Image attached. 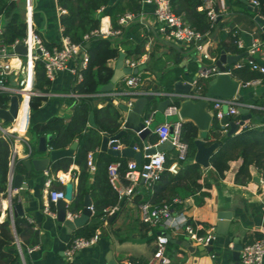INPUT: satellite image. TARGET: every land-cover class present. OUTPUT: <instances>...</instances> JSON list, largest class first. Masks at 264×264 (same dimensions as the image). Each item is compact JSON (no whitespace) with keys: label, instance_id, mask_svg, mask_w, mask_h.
Segmentation results:
<instances>
[{"label":"crops","instance_id":"1","mask_svg":"<svg viewBox=\"0 0 264 264\" xmlns=\"http://www.w3.org/2000/svg\"><path fill=\"white\" fill-rule=\"evenodd\" d=\"M114 1L115 0H110V3H113ZM138 1L141 8L138 13H134L137 15V17L129 21L127 24L121 26H119L118 23L117 24L121 28L120 34H122V32L124 31V39L129 40L131 43L138 42L139 38L146 39L144 43L145 51L137 58L133 57V55L127 57L125 50L121 46H119V51H124L126 58L141 60L139 66L145 64V68H142L136 73L141 77L140 74L146 69V60L148 58L149 52L153 49V47L155 48L157 55H161L162 53L166 54L168 50L167 47L158 45L154 40V37L156 36L163 42L166 41L156 33L157 23L153 14V5L144 3L143 0ZM47 2L53 5L56 33H52L51 37L47 40L44 37L41 38L43 39L44 43L48 42L52 45L58 42L60 35H62L63 33L60 24V18L58 17L57 13L58 5L56 0H47ZM26 4L29 7L33 6V18L35 9L40 6L39 0H25L23 5V12L21 13L24 16L23 18H25ZM215 5L222 7L224 10L219 13L217 18L218 20H216V26L213 32L211 34H208L206 32L204 33L203 51L208 53V58L201 57L202 60L198 62L197 59L200 58V56L196 54L192 45L171 42L177 45L179 47V49L177 50L181 52V62L179 63V67L182 68V73L179 74L177 79L181 78L182 80H184V72H188L190 75H193L195 73L196 69L193 73H191L190 71L191 67H189V64L192 62L196 64L197 68L199 64L205 65L215 62L219 55L215 56L214 54L221 41H224V43H226V45L228 46V49L222 50L226 53L227 56L235 58L234 62L238 60L244 61V59L248 57L264 65L263 54L255 53L252 56L246 57L245 47L243 49H240L234 43L235 38H238L242 40L245 46H247L250 43L253 33L264 37V31L260 29L259 24L255 20V13L257 10L253 11L248 9L246 4L244 7L237 4H233L230 6L228 0H215ZM104 10L105 8L101 7L97 10V13ZM198 10L200 9L198 8ZM102 16H108L111 22V18L108 14H103ZM28 19L29 21L31 20V14H28ZM136 20H139L142 25L135 27L133 25V22H135ZM149 31L152 34H150ZM261 33H263V36ZM119 41L120 40H118V42ZM164 44L166 46H169L165 42ZM233 45L239 51H232V49L230 48H233ZM116 58L108 61L109 64L113 65V67L115 66ZM234 62L228 64L227 66H231ZM165 63L166 65L172 64L171 61H166ZM262 75L263 77L261 78V83L259 85H240L238 86V89L234 95L244 102H254L256 104L264 105V74ZM72 77L73 76L70 71L65 69L60 71L56 75L54 80L50 81V86L45 90L48 95L43 96L44 100L38 108L40 109V111L38 112V120H36V122H44L53 115H61L65 118V120H68V117L72 112V108L79 98L71 95V92H74L72 90V87L75 85L73 84ZM124 77L125 75L118 79L113 84L112 89L119 90V87H122V90L128 89L124 84ZM155 77L156 75H152L151 77H147L144 79L141 78L142 80L140 84L136 87L137 91H156L162 93L159 95L149 94L153 96L150 101L153 100L154 105H152L151 103L149 105L148 101L141 114L142 120H144L146 117H149L150 115L152 116V120L149 125L151 131L146 136V140L150 145H152L153 143H150L149 136L150 134L155 133L154 129L157 125L165 121L175 122L177 120H180L177 113L170 116H165L163 114V116L157 120V103L160 100L169 97L168 93H172V91H164L163 88L156 82ZM234 78L236 80H239L236 77ZM204 80L207 81V89V83L210 79H202L198 83L199 88L196 89V93H198L199 91L200 94H205L206 90L203 92ZM154 86H156V89H153ZM121 96H118L116 98L117 101L112 102V104L120 112V127L122 129L126 112L121 110L119 108V105H125L124 101L126 99H123ZM105 102V99H101L98 101L97 106L100 107L104 105ZM172 103L175 104V101H172ZM207 110L210 111V106L207 107ZM25 112L26 110L23 106L21 114V118H23V120L24 114L26 115ZM29 114H31V111ZM173 115H177L178 118L174 119V121L169 120V117ZM184 120L185 119H183L182 121ZM30 124L31 122L29 121V125ZM126 131H128L132 135L129 130ZM47 136L50 137V135ZM203 137L204 136L202 135V132L198 129L197 138L203 139ZM27 138L31 146L34 148H32V153L26 158L23 157V152H20L19 160L48 156V149L45 152L36 151L38 140L36 142L33 139L30 140L28 131ZM142 145L143 144L141 142L136 144V146L138 147H142ZM46 147L49 148L47 143ZM91 151L93 152V158L96 166L97 154L99 151H102L100 149V145L98 146V148ZM166 151L175 152L174 149ZM132 159L135 160L134 158H129L128 161ZM142 159L144 160L145 158ZM52 163L49 162L47 169L43 171H35L33 168H31L29 171L27 168H25V171L21 172L14 168V173H19L23 176V187L20 186L14 188L12 186V189L14 190V198H17V202H21L23 205L22 217H24L27 222L32 224L33 228L38 232V243L30 246L33 247V249L29 252L27 251V249H22L23 257L19 255L20 264H65L64 249L66 245L73 238L82 237L75 236L76 230L92 221L94 211L92 212L91 216L81 220L79 224L74 225L73 227H69L68 225L57 221L55 204L49 203L47 198V190L49 187L46 183L48 180H50V188L60 189L63 186L55 179L56 174L58 172L64 171L70 172L69 176L72 179H70L69 182H72L73 190L71 200H66L67 214L71 213L72 215L76 214V217L80 216L83 208L84 197L81 207L77 211H71L70 203L74 195L77 193L76 175L79 171L78 165H76L75 163H71L67 170L59 169L57 171H53L51 168ZM239 164V159L230 161L229 169L225 172L224 178H219L217 173L212 170L211 176L209 175L210 178L208 179L211 183V188L208 190L209 195L205 198L204 203H202L201 205H196L192 196H188L184 199H180L179 197L173 198L175 205H177L176 207L171 206L173 216L182 213L186 216L188 223L198 225V232H201L200 234H205L208 230L211 229L214 232L213 228L217 220L218 211H231L232 216L229 221L227 234L225 236H214V238L211 239L213 241L208 245L209 249H207L205 254H203L202 251L198 249L192 252L186 246H184L182 242H184V240L187 238L185 232L182 229L175 230L174 228L168 226L165 219L162 218L153 225L142 221V211L140 209V204L148 203L151 205L150 197L146 198L145 194H147L148 191L151 192L152 188H146L144 183L140 180L134 189V193L132 195H126V198L121 203L122 206L119 205L120 197L118 196V201L116 204H118L119 207L121 206V208L116 211L117 214L114 215L116 213L115 212L111 215V217L113 216V219L111 221L109 220L111 217L109 219H107L106 217V221H102V223L95 230V233L98 234L97 242L92 246L78 250L73 255L72 264H127L128 262H131V264H146L152 258V253L154 250V237L159 232H164L168 237L166 254L168 255L169 261L167 264H230L231 249L234 237H237L239 243L242 244L253 238L260 237L264 233V181L260 174L256 171V169L252 168L251 180H249L245 184L234 183V174ZM203 168L208 171L210 165ZM207 171L203 173V176H207V174H209V171L208 173H206ZM88 173L89 175L87 178L86 186H89L91 184L94 171L90 172L88 170ZM71 175L73 177H71ZM253 177H259V182L256 181V179L254 180ZM116 186L118 188H123L126 185L118 179ZM87 195L90 197L93 205L92 197L89 194ZM135 195H139L140 199H145L144 202L136 203L133 199ZM45 208H49L50 213H47L45 211ZM2 216H4V213H0V222L2 221ZM68 218L71 217L68 216ZM189 244L192 246L199 245L191 241H189ZM219 255L220 257H218Z\"/></svg>","mask_w":264,"mask_h":264},{"label":"trees","instance_id":"2","mask_svg":"<svg viewBox=\"0 0 264 264\" xmlns=\"http://www.w3.org/2000/svg\"><path fill=\"white\" fill-rule=\"evenodd\" d=\"M17 0H0V14L4 19V31L2 38L5 42L11 43L16 38H22L25 35V22L22 14L17 9ZM57 5L65 9V14L60 16V24L63 35L69 37L73 42H81L86 45L88 62L86 68L82 70V79L76 83L72 90L82 94L74 104L68 120L61 115H53L44 122L31 123L28 128L30 140L35 142L40 136L50 135L47 145L52 149H61L68 147L73 141H77L75 152L72 156H65L57 159L51 165L53 171L59 169L67 170L71 163L78 165L77 173V193L74 195L70 210L77 211L82 204L83 197L89 194L93 199L94 214L92 221L78 228L75 236L90 237L95 233L96 228L102 223L105 217L104 209L115 205L118 201V192L109 182L108 165L111 162L120 163L117 168L119 180L127 185L128 180L124 178L129 158L113 156L106 151H99L96 157V167L93 173V180L89 186L87 184V152L95 150L101 143L103 134L112 136L120 132L121 120L119 110L107 99L105 104L98 107L101 97L92 96L100 92V88L107 84L113 74V65L109 60L118 56L119 46H121L126 56L137 58L144 53L145 38H139L138 42L131 43L124 39V31L116 38H91L85 42L82 35L96 28L99 24V18L103 14H108L114 28L119 27L116 19L125 11L138 13L141 6L138 0H56ZM173 11L182 16L184 22L194 27L201 33L211 34L216 26H210L206 10H198L202 0H169ZM230 6L237 4L245 6L242 0H228ZM104 7L105 10L97 13V10ZM259 12L264 14V0H259ZM134 26L142 25L139 20L133 22ZM150 32V31H149ZM150 34H152L150 32ZM263 36V33H261ZM228 35V34H225ZM116 40V41H114ZM118 40H120L118 42ZM158 45L167 47L168 52L157 55L155 48L149 52L146 60V69L141 72V78L156 75V82L166 92H171L173 82L182 73L179 67L181 62V52L177 49L166 46L158 37H154ZM232 41V40H231ZM47 46L50 43L45 42ZM234 46V45H233ZM222 49H228L224 41L215 51V56L219 55ZM232 51H239L234 46ZM166 61H171V65H166ZM36 82L35 86L45 91L51 82L45 77L43 66L36 62ZM190 71L193 73L197 66L194 62L189 64ZM231 75L241 81L251 78L263 77L261 73L251 70L245 62L241 67L232 69ZM201 81V80H200ZM206 80H204L203 92L206 90ZM122 90V87H119ZM123 99H128V95H122ZM6 98L0 96V105ZM43 96H33L30 101L31 113L36 112L43 102ZM154 105V101H149ZM26 101L24 102V108ZM178 105V102H175ZM93 113L94 126L88 125L89 113ZM258 119L251 118L248 124L243 125L237 133L226 135L228 126L221 127L219 121L213 117L205 136L203 137L206 146L213 142L217 143L216 150L209 157V174L203 176L207 171L198 162L189 161L179 162V168L176 174H172L167 169L163 170L159 179L153 184L152 191L145 194L150 197L152 206H160L162 203L170 204V207H176L173 198L184 199L192 196L196 205L204 203L209 195L211 183L209 175L212 170L219 178H224L225 172L229 169V163L232 160L239 159L240 164L234 174V183L245 184L251 180V169L255 168L264 181V121L260 119L263 115L258 111L254 112ZM23 119V118H21ZM237 119V117H230ZM24 121V120H22ZM21 121V122H22ZM24 123V122H23ZM257 124L252 126L251 124ZM20 124V122H19ZM20 126H23V124ZM198 135V127L191 120H184L180 125V138L187 144V158L193 157L197 146L195 140ZM131 134L124 132L119 141L128 144ZM158 136L152 133L149 136L150 143H156ZM34 148V147H32ZM8 145L0 138V194L6 188ZM176 159V152L166 151L165 167ZM26 165L24 160H18L15 169L24 172ZM208 171L206 173H208ZM136 203L144 202L139 195L133 197ZM17 198H13L12 203H16ZM122 206V205H121ZM119 207V209L121 208ZM179 207V206H178ZM117 212L114 214L116 215ZM111 217L107 216V219ZM201 233V232H199ZM14 234L19 239L23 250L38 243V232L22 216H17L11 223L9 219L0 222V264H20V256L16 249Z\"/></svg>","mask_w":264,"mask_h":264},{"label":"built area","instance_id":"3","mask_svg":"<svg viewBox=\"0 0 264 264\" xmlns=\"http://www.w3.org/2000/svg\"><path fill=\"white\" fill-rule=\"evenodd\" d=\"M250 5L255 6L257 11L255 16H259L264 21V15L259 12V0H246ZM144 3L152 4L153 14L157 23L156 33L159 34L164 40L169 42H178L180 44L192 45L194 51L200 58L198 62L203 58H208V53L203 51V39L204 34L196 30L184 22L181 15L176 14L169 0H143ZM200 10H206V15L210 26H214L218 15L224 9L215 5V0H203V4L198 7ZM58 17L65 14L66 10L58 6L57 8ZM28 14H31V20L28 19ZM33 6H25V35L22 38H16L11 43H7L2 38L4 31L3 16L0 14V96H4L6 100L0 105V109L9 111L12 96H17V115L11 120H6L0 117V138L3 139L8 145V156H7V173H6V188L4 192L0 194V213H4L9 216V220L12 223V199L14 198V190L12 189V180L14 175V168L19 160L20 152H23V157H28L32 153V146L27 138V131L29 127V113H30V101L33 96H45L48 95L45 91L39 90L35 86L36 82V62H40L44 69L45 77L52 81L56 75L62 70H69L72 74L73 84L78 83L82 79V70L86 68L88 62V54L86 52V46L81 42H73L66 35H60L57 43L52 44L50 47L47 46L39 33L34 29L33 23ZM136 14L131 12H125L118 16L117 23L119 26L127 24L129 21L135 19ZM260 26V25H259ZM62 29V27H61ZM262 30V26H260ZM226 30V28H225ZM121 33V28H114L109 20L108 16H101L99 24L96 28L86 32L82 35V40L87 42L91 38H113ZM22 43L25 47V52L20 53L14 50V47ZM234 43L240 49L245 47L246 57L252 56L255 53L264 55V37L253 33L251 36L250 43L245 46L242 40L235 38ZM247 63L251 70L258 71L264 74V65L256 62L251 58H245L244 61H236L231 66H227L224 71H221L214 65L211 64H199L195 73L193 74V80L190 82L191 90L187 94L188 97L195 100L205 99L207 106H210V114L215 117L221 127L228 126V123H222L221 119L224 115L229 117H237L233 119L235 122L239 121V107H246L249 111L254 114L255 111L261 113L264 117V105L256 104L254 102H244L238 97L233 95L231 98H212L207 97L205 94L198 93V83L202 79H211L217 74L225 72L231 75L232 69L239 68L243 63ZM141 60H135L124 57L123 65L130 67L131 69L139 66ZM141 77L138 74H128L123 78L124 84L128 89L101 91L92 96L101 97L107 99L110 102L117 101L116 98L121 95H128L125 105L128 109L133 106L135 98L138 96H145L149 94H162L156 91L145 92L137 91L136 87L141 82ZM238 85L242 86H257L261 83V77L251 78L246 81L237 80ZM173 93H168L172 95ZM72 96L80 97L82 94L71 92ZM167 95V94H166ZM26 101V115L24 114V123L20 127V117L23 110L24 102ZM226 107V110H224ZM178 105L172 102L163 110L165 116L172 114H178ZM175 122H163L157 125L154 132L158 136L156 143L150 145H142L138 147L133 146L134 150L143 151L151 146H156L166 140L170 141L173 149L176 152V159L173 160L168 167H165L166 161V150L155 151L152 154L143 155L145 158L140 164H137L135 160L127 161V169L124 174V178L128 180V184L123 188H118L116 183L118 182V171L120 163L118 161L111 162L107 169L109 175V182L116 188L118 196L121 197L123 194L132 195L138 182L142 179L146 188H152L153 184L159 179L160 174L163 170L167 169L172 174H176L179 168V162H186L188 160L186 156L187 144L180 138V125L183 119L179 118ZM251 119V118H250ZM250 119H246L244 124H248ZM152 116L146 117L143 120L144 126L149 127ZM2 122H8L3 125ZM251 124V123H250ZM242 125V126H243ZM252 126L257 124L252 123ZM240 126V128L242 127ZM144 127V128H145ZM229 127V126H228ZM239 128V129H240ZM107 147L112 149H121L126 145L109 136ZM51 149L50 147L47 148ZM87 168L90 172L95 170V162L93 158V152H87L86 159ZM70 172H58L55 179L62 184V188L53 189L50 188V180L47 181V198L48 202L55 204L57 200L64 199V185L70 181ZM71 177H73L71 175ZM176 200V199H175ZM5 202V205L4 203ZM91 212L94 211L93 206H89ZM119 209V205L115 204L111 207L104 209L106 217L114 214ZM142 211V221L148 224H155L160 219H165L167 225L174 228L175 230L182 229L188 240L195 244H201L205 248L209 245V241L214 238L213 230H208L205 234L198 232V225L188 223L185 215L182 213L173 216L170 204L162 203L160 206H152L148 203L140 204ZM47 213H50L49 208H45ZM67 216L71 218L75 217L76 214L72 215L68 213ZM16 249L21 257H23V251L19 243V239L14 234ZM98 240V234L94 233L92 236L86 237H75L65 247V264H72L73 255L80 249L94 245ZM168 243V237L164 232H159L154 237V250L152 258L146 264H167L169 261L168 255L166 254V246ZM27 251H31L33 247H27ZM213 256V255H211ZM239 262L241 264H264V233L260 237L253 238L241 244L239 249ZM127 264H131L128 262ZM216 264V263H214Z\"/></svg>","mask_w":264,"mask_h":264},{"label":"water","instance_id":"4","mask_svg":"<svg viewBox=\"0 0 264 264\" xmlns=\"http://www.w3.org/2000/svg\"><path fill=\"white\" fill-rule=\"evenodd\" d=\"M244 4L247 5V8L253 11H256L257 8L255 6L250 5L246 0H242ZM218 20V19H217ZM255 20L257 23L262 26V30L264 31V21L259 17L255 16ZM167 45L172 46L176 49L179 47L171 42L164 41ZM87 44H85L86 46ZM14 50L20 53L25 52V47L22 43H18ZM125 57V52L120 50L118 52V56L116 58L113 74L109 80V82L103 85L100 88V91H110L113 88V84L120 79L122 76L133 73L136 74L142 68H145V64L140 66L130 68L128 66L123 65V59ZM235 58H231L226 55V53L221 50L218 58L215 60L214 65L219 68L221 71H224L227 68V65L234 62ZM193 75H190L188 72H184L183 78L184 80L177 79L173 82L172 87V95L160 100L157 103L156 110L158 112H163L164 108H166L172 101L178 102V116L181 119L191 120L198 127V129L202 132V135L205 136L207 130L209 129L212 116L210 112L207 110V101L205 99L195 100L187 96V94L191 90L190 82L193 80ZM238 81L230 74L222 72L217 74L215 77L211 78L207 83V89L205 91V96L212 98H231L238 89ZM156 89V86L153 87ZM153 98L152 95L140 96L135 99L133 106L128 109L126 105L120 104L119 108L126 112L125 119L123 123V128L115 135H112L111 138L119 139L121 135L129 130L132 135L128 142V144L121 149H112L107 147L108 135H103L101 138L100 149L102 151H106L113 156H121L126 158H134L137 164L142 162L143 155L152 154L155 151L161 150H172L173 146L170 141L166 140L156 146H151L143 151L134 150L133 146L137 143H142L143 145H147L148 142L146 140V136L150 133V128L145 127L143 120L141 119V114L143 109L148 101ZM11 104L9 111L4 109H0V117H3L6 120H11L14 116L17 115V96H12L10 98ZM226 110V108H224ZM239 121L235 122L233 119H230L228 115H224L221 119L222 123H228V130L226 131V135H232L239 131L240 126L244 124L246 119L255 118L258 119V115H253L248 108L239 107ZM262 121H264V117H260ZM88 125L94 126L93 113H89L88 117ZM145 127V128H144ZM49 139V136H40L37 142V152H45L47 151L46 142ZM197 149L193 157L188 158L189 161L198 162L203 167L209 166V157L217 148V143L213 142L211 145L206 146L204 144V140L202 138H197L195 140ZM76 141H73L68 147L61 149H49L48 156L41 158H30L24 160L26 168L30 171L33 168L35 171H43L47 169L49 162H54L59 158L65 156H71L74 154L76 148ZM253 179L259 182V177H253ZM23 176L19 173H14L12 186L14 188L23 187L22 182ZM143 182V180L141 179ZM72 190L73 184L72 182H67L64 185V199H59L55 203V213L56 219L60 223L66 224L69 227H73L80 223L81 220L86 219L91 216L92 212L89 208L92 205L91 199L88 195L84 196L83 200V208L81 215L78 217L68 218L67 216V207L66 200H71L72 198ZM126 198V195L123 194L119 199V205H121L122 201ZM13 214L12 219L17 216L23 215V205L21 202L12 203ZM232 213L227 210H220L217 212V220L214 226V235L215 236H225L228 232L229 221L231 219ZM11 218V217H10ZM8 215H5L2 218V221L10 219ZM113 219V216L109 219L110 221ZM213 240L209 241V244L212 243ZM184 246H186L190 251H195L196 249L201 250L203 254L209 249L208 247H204L199 244L197 246H192L189 244L188 239L186 238L184 242H182ZM241 244L237 237L233 238L232 249H231V262L230 264H239V249ZM241 264V263H240Z\"/></svg>","mask_w":264,"mask_h":264},{"label":"rangeland","instance_id":"5","mask_svg":"<svg viewBox=\"0 0 264 264\" xmlns=\"http://www.w3.org/2000/svg\"><path fill=\"white\" fill-rule=\"evenodd\" d=\"M50 1V0H49ZM17 9L20 13L23 12V5L25 0H17ZM40 6L35 9L33 21H34V29L40 33L41 37H44L46 40L49 39L52 33H56L55 19H54V9L53 5L47 2V0H39ZM23 16V14H22ZM24 17V16H23ZM226 108V107H224ZM38 109L36 112L30 114L29 121L31 123H35L38 120ZM163 116V113L157 112L156 118L157 120ZM178 118L177 115H173L169 117V120L174 121V119ZM23 119L20 117V124H23ZM22 121V122H21ZM8 122H2L3 125ZM220 257V255L218 256Z\"/></svg>","mask_w":264,"mask_h":264},{"label":"bare ground","instance_id":"6","mask_svg":"<svg viewBox=\"0 0 264 264\" xmlns=\"http://www.w3.org/2000/svg\"><path fill=\"white\" fill-rule=\"evenodd\" d=\"M20 127H22V126H20ZM3 203L5 204V202H3ZM4 216H5V214H4ZM4 216H2V218H3Z\"/></svg>","mask_w":264,"mask_h":264}]
</instances>
